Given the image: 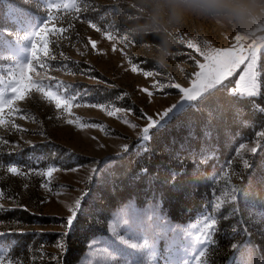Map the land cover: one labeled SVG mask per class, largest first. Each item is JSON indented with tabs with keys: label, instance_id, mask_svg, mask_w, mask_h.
I'll use <instances>...</instances> for the list:
<instances>
[{
	"label": "rangeland",
	"instance_id": "obj_1",
	"mask_svg": "<svg viewBox=\"0 0 264 264\" xmlns=\"http://www.w3.org/2000/svg\"><path fill=\"white\" fill-rule=\"evenodd\" d=\"M121 7L115 0H83L79 12L71 7L61 10L57 26L67 29L64 33L67 38L50 44L49 52L54 59L45 57L44 63L48 66L37 68L33 73L36 79L51 78L53 82H61L64 86L61 90L68 95H76L81 106L73 107L72 115H68L58 111L41 94L33 93L24 101L17 102L20 114L8 117L26 131L0 129V135L9 141V145L0 150V162L5 165L15 163L28 173L13 176L6 170H0V191L4 193V198L0 199L4 208L0 211V255L7 252L8 258L19 264H193V256L207 247L210 264H264V207L262 204L253 205L248 197L254 194L260 201L264 200V187L253 184V174L248 175V170L254 165L264 172L261 159L264 156V136L260 135L264 133V125L258 122L243 121V126L250 127L248 132L235 130L233 133L229 128L224 129V154L213 127L204 126L201 133H196L191 126L189 135L200 136L199 148L180 146L181 151L165 163L172 175L176 174L174 166L181 164L194 176L207 175L212 182L210 197L199 215L206 210L212 212L213 190L219 194L224 185L221 174L225 171L235 173L231 175V183L239 189L235 193L236 200L225 203L217 213V230L210 246L197 242L195 231H184L196 222L199 215L189 222L171 219L159 200L147 192L141 195V202L134 199L123 203L106 202L110 205L106 215L97 211L93 216L84 209L92 198V190L101 188L115 157L128 153L135 158L150 152L149 141L144 142L139 136L140 129L147 125L144 114L156 119L158 113L181 100L179 89L166 87L159 90L153 85L179 83L182 87H190L195 78L193 73L199 71L196 61L204 62L194 49L180 41L174 48L175 56L170 67L159 71L136 42L125 47L116 40H109L104 35L107 29L125 34L119 15ZM53 14L56 15L55 12ZM47 15L46 0H9L0 11V67L13 60L27 61L30 58L24 50L25 42L22 39L18 41L17 34L23 37L29 28ZM236 34L230 28L201 21H193L183 32L185 41H207L216 48L231 47ZM92 41L96 42L95 48ZM248 43L251 39L245 42V47ZM129 58L143 70L158 72L159 75L145 77L142 72H133ZM263 58L264 50H261L257 64L260 95L264 94ZM243 68L241 65L226 80L236 77L229 90L235 87ZM92 104L130 110L117 115H126L129 121L140 127L133 129L122 119L87 106ZM76 117L81 118L80 123H97L102 127L80 128L66 122ZM123 145L128 146L127 150ZM241 145H247V148L241 150ZM251 147H256L257 152L253 154L247 150ZM238 150L243 158L249 160V168H243ZM52 166L59 171L53 173L49 190L42 187L48 178L29 170L41 171ZM216 179H220L219 185ZM78 199L80 207L73 224L68 226L70 208ZM83 218L97 225L99 231L84 240L77 259L66 262V242H71L68 237L75 221ZM114 225H118L117 232L125 238L133 236L141 243L148 239L150 245H154L152 254L155 260L150 262L147 251L132 249L117 239L112 230ZM224 233H227L226 239L222 238ZM58 244H63V250L57 247Z\"/></svg>",
	"mask_w": 264,
	"mask_h": 264
},
{
	"label": "snow or ice",
	"instance_id": "obj_2",
	"mask_svg": "<svg viewBox=\"0 0 264 264\" xmlns=\"http://www.w3.org/2000/svg\"><path fill=\"white\" fill-rule=\"evenodd\" d=\"M83 0H46V7L48 9V15L40 23L33 25L28 29L26 34L21 37L17 34V40H23L25 42V52L30 54V58L27 61L13 60L7 66L0 67V129L5 131H11L15 129L16 132H24L20 125L16 124L13 120H9L8 117L13 115H18L21 113L16 105L19 101H24L28 97L32 96L33 93H38L43 96V98L51 104L55 105L58 111H63L68 115H72L71 109L73 107H80L81 105L77 102L78 97L76 95H68L61 89L64 87L61 82H53L51 78L49 79H36L33 76L34 71L40 67H46L44 63L45 57L49 60L54 59V55L49 52V46L54 41L59 39H66L67 37L64 33L67 31L63 26H57L59 24L58 14L61 10H68L70 7L76 12L80 11V4ZM56 13L54 15L53 13ZM51 25V27H50ZM96 28L95 24L90 25ZM71 27V25H69ZM100 31L99 28L96 29ZM104 35L109 40H116L117 42L124 44L127 47L129 44H134L135 41H130L126 34H120L112 29H107ZM234 43L231 47L227 48H216L208 44L207 41L198 42L193 39H187L185 41L184 36L181 38L182 43H186V46L190 49H194L198 53L204 62L196 61V65L199 71L193 73L195 77L191 81L190 87H182L179 83H169V84H154V87H158L162 90L166 87H173L179 89L181 93V100L165 109L162 113L157 114V118L154 119L152 116L144 114L147 120V125L140 129V139L147 142L151 139V132L153 129L159 131L165 128L168 123L179 113L183 112L186 108L192 107L197 108L199 104L206 102L208 97L214 93L218 86H222L224 82L232 77L241 65L244 68L239 75V79L236 81L234 88L230 89V94L240 95V96H258L260 95V83L258 81L259 72L257 71L258 64V53L264 50V39H251L246 35L237 33L234 36ZM251 39V43H248L245 47V42ZM92 47H96V42L92 41ZM113 50H115V45H113ZM41 53L44 56H41ZM128 63L131 65V70L133 72H142L145 77L159 75L158 72L146 71L138 67L137 64L133 63L132 59H128ZM38 75V73H37ZM143 91L148 92L147 89ZM149 96L152 95L148 92ZM92 108L100 109L106 112L108 116L116 117L122 119V121L133 129H137L140 126L138 124L132 123L125 116H118V113H127L130 110H125L114 105H104V104H92L87 105ZM7 110V116L5 112ZM264 111V109H260ZM20 118H27L26 116H21ZM81 118L76 117L75 119H67L68 124H75L76 126L83 127H102L97 123H80ZM264 136V133L260 134ZM9 141L0 135V150L3 147L8 146ZM124 150H127L128 146H122ZM247 148V145H241V150ZM251 153H256L257 148L251 147L247 149ZM237 155L242 159V166L244 169L250 167V162L248 159L243 158L241 151L238 150ZM0 170H6L7 173L13 176L27 175L24 170L15 163L10 162L5 165L0 162ZM59 171V169L54 166L47 168L46 170L36 171L29 170V172H35V174L41 177H47L48 179L42 185L46 189L50 190V183L53 173ZM71 171H76L72 169ZM93 171H95L93 169ZM234 172L225 171L221 174V178L224 181V185L221 187L219 194L216 190H213V210L199 215L196 222L191 223L185 232L195 231L197 235L195 240L202 245L210 246L214 243L213 237L218 225L217 213L224 206L225 203L229 201H235V193L239 191L238 187L231 183V175ZM91 180V177H89ZM215 182L219 185L220 179H216ZM28 185L25 184V188ZM4 198V193L0 191V199ZM81 201L78 199L75 202V206L70 208L71 215L67 217V225L71 226L73 224L74 218L77 215L78 209L80 207ZM3 205L0 204V211H3ZM118 225L113 226V232L123 244L128 245L132 249H140L148 252V260L154 261L155 256L152 254L154 252V245H150L148 239L138 242L133 236L125 238L119 235L117 232ZM57 247L63 250V244H58ZM233 247H237L233 245ZM193 264H210L208 260V248H202L198 253H196L193 258ZM0 264H19L18 261H13L8 258V253L5 252L4 255H0Z\"/></svg>",
	"mask_w": 264,
	"mask_h": 264
},
{
	"label": "trees",
	"instance_id": "obj_3",
	"mask_svg": "<svg viewBox=\"0 0 264 264\" xmlns=\"http://www.w3.org/2000/svg\"><path fill=\"white\" fill-rule=\"evenodd\" d=\"M8 2L9 0H0V11ZM235 80L236 77H233L232 80L225 81L206 102L199 104L197 108L190 107L179 113L165 128L153 130L149 140V153L135 158L133 154L128 153L115 157L114 164L105 174L106 179L101 188L92 190V198L86 205L88 207L84 209L89 210L93 216L97 211L102 213L101 215H106L105 212L108 213L110 206L106 202L123 203L132 199L141 202L143 200L141 195L147 192L159 200L161 207L171 219L189 222L202 213L212 191L210 179L207 175L194 176L181 164H174L176 174L172 175L165 163L172 155L181 151V148H199L200 136L189 135L191 126L195 128L196 133H201L204 126L213 127L220 138L221 152L224 154L226 150L223 144L226 138L224 129L229 128L233 133L235 130L248 132L250 127L242 125L245 120L264 125V112L260 110L264 107V94L249 98L230 95L228 91ZM261 159L264 162V156ZM250 174H253V184L259 188L264 187V172L254 165L248 170V175ZM98 195L100 196L97 197ZM248 197L252 199L253 205L262 204L264 207V200L260 201L259 196L252 194ZM97 231L98 226L86 218L75 221L73 231L68 237L71 242H66V262L77 259L84 247V240ZM226 237L227 233L222 234L223 239Z\"/></svg>",
	"mask_w": 264,
	"mask_h": 264
},
{
	"label": "clouds",
	"instance_id": "obj_4",
	"mask_svg": "<svg viewBox=\"0 0 264 264\" xmlns=\"http://www.w3.org/2000/svg\"><path fill=\"white\" fill-rule=\"evenodd\" d=\"M130 41H135L159 71L172 63L174 48L193 21L230 28L264 39V0H115ZM151 38V39H149Z\"/></svg>",
	"mask_w": 264,
	"mask_h": 264
}]
</instances>
